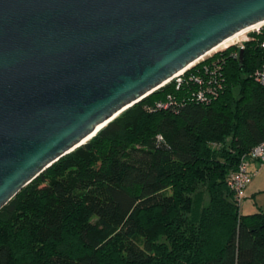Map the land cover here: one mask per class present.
Segmentation results:
<instances>
[{"label":"trees","instance_id":"trees-1","mask_svg":"<svg viewBox=\"0 0 264 264\" xmlns=\"http://www.w3.org/2000/svg\"><path fill=\"white\" fill-rule=\"evenodd\" d=\"M251 36L241 63L233 46L198 62L201 87L172 79L22 187L0 264H264V211L241 214L228 184L264 140V26Z\"/></svg>","mask_w":264,"mask_h":264},{"label":"water","instance_id":"water-1","mask_svg":"<svg viewBox=\"0 0 264 264\" xmlns=\"http://www.w3.org/2000/svg\"><path fill=\"white\" fill-rule=\"evenodd\" d=\"M261 21L264 0H0V208L123 110Z\"/></svg>","mask_w":264,"mask_h":264},{"label":"built area","instance_id":"built-area-1","mask_svg":"<svg viewBox=\"0 0 264 264\" xmlns=\"http://www.w3.org/2000/svg\"><path fill=\"white\" fill-rule=\"evenodd\" d=\"M243 47L244 45L240 44L238 46V49L242 50ZM261 47L264 49V42L261 43ZM231 55L233 57H237L238 50L233 51ZM194 65H192V67ZM212 67H213L212 69H215V70H212L213 73H215L214 71H216V68H218V60H213ZM190 68L185 69L182 72L175 75L174 76L175 80L177 81L178 85L180 83H183L184 80H186L189 82H194L199 87H201L204 84L203 79L195 73H188V70ZM204 69L206 72L208 71L206 67H204ZM254 80L264 88V62L262 66L254 72ZM215 87H220V83L218 82L215 86L214 85L211 86L208 84L206 86L207 88L206 90L200 88L199 91L197 92L196 98L201 101L206 100V92L215 94ZM156 106L157 107H167V103H164V104L156 103ZM251 160L257 161L259 165H264V140L259 142L255 146H253V148L249 152H247L241 157L238 163L237 169L234 172H232V174L229 177V180H228L229 187L233 191L234 198L239 204L241 203V200L245 197V189L250 183L251 178L255 173L254 171H251L250 169Z\"/></svg>","mask_w":264,"mask_h":264},{"label":"rangeland","instance_id":"rangeland-1","mask_svg":"<svg viewBox=\"0 0 264 264\" xmlns=\"http://www.w3.org/2000/svg\"><path fill=\"white\" fill-rule=\"evenodd\" d=\"M263 26H264V24L257 27V28L247 30L238 39L234 40L231 44L207 54L199 62L206 60V58H210V57L214 56V54H217L223 50H226L230 46H233L234 48L237 49L240 44L244 45V43L246 41L253 38L251 36V33H259V31L261 30V28ZM232 50H234V49H232ZM173 79H175V78H173ZM256 164H258V163H256ZM252 167H253V165H251V168ZM254 172L255 173L252 176L250 183L252 182L253 186L260 187V190L254 194L250 193L246 197V189H245V197L241 200L240 207H239L241 214H251V213H255L259 210L264 211V165L259 166ZM259 205L260 206L263 205L262 208Z\"/></svg>","mask_w":264,"mask_h":264},{"label":"bare ground","instance_id":"bare-ground-1","mask_svg":"<svg viewBox=\"0 0 264 264\" xmlns=\"http://www.w3.org/2000/svg\"><path fill=\"white\" fill-rule=\"evenodd\" d=\"M263 24H264V21H261V22L255 23V24H253V25H251V26H248V27H246V28H243V29H241V30L235 32L234 34L228 36L227 38H225L224 40H222L220 43H218L217 45H215L213 48H211V49H210L207 53H205V55H203V56H206L207 54H209V53H211V52H213V51H215V50L221 49V48H223V47H225V46L231 44L234 40L238 39V38H239L243 33H245L247 30L257 28V27H259V26H261V25H263ZM195 62H196V60L193 61L192 63H190L189 65H187V66L185 67V69H188V68L192 67V65H193ZM185 69H184V70H185ZM182 71H183V70H182ZM182 71H181V72H182ZM179 73H180V72H179ZM87 140H88V139H87ZM87 140H86V141H87Z\"/></svg>","mask_w":264,"mask_h":264},{"label":"crops","instance_id":"crops-1","mask_svg":"<svg viewBox=\"0 0 264 264\" xmlns=\"http://www.w3.org/2000/svg\"><path fill=\"white\" fill-rule=\"evenodd\" d=\"M257 162L256 161H253L251 162V165H253L252 169L255 171L259 166H262V165H259V164H256ZM259 165V166H258ZM260 190V187H256V186H253L252 185V182L249 183V185L247 186L246 188V197L247 195H249L250 193L254 194L256 192H258ZM260 206V205H259ZM263 206V205H262ZM262 206H260L262 208Z\"/></svg>","mask_w":264,"mask_h":264}]
</instances>
